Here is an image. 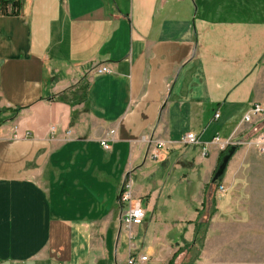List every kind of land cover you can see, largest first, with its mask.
<instances>
[{
    "label": "crops",
    "instance_id": "0c3cea01",
    "mask_svg": "<svg viewBox=\"0 0 264 264\" xmlns=\"http://www.w3.org/2000/svg\"><path fill=\"white\" fill-rule=\"evenodd\" d=\"M259 133L264 0H18L0 16V264H261Z\"/></svg>",
    "mask_w": 264,
    "mask_h": 264
},
{
    "label": "built area",
    "instance_id": "2783aa9c",
    "mask_svg": "<svg viewBox=\"0 0 264 264\" xmlns=\"http://www.w3.org/2000/svg\"><path fill=\"white\" fill-rule=\"evenodd\" d=\"M18 3V0H0V16H8L12 15L13 12H15V6ZM93 72L98 75H105V74H111L112 71L107 65H100L93 69ZM260 106H255V109L253 110V114H259L261 112ZM252 115L248 114L244 117V122L249 123L251 122ZM218 117V113L215 114V118ZM108 135L110 137L114 136V131H109ZM14 137H17L16 134H14ZM214 141H218V138H215ZM180 143L182 144H192L195 143V136L193 134H187L183 136L180 139ZM252 145L256 148L257 152L262 153L264 152V137L263 134L259 133L257 134L253 141L251 142ZM100 145L107 150L108 145L106 144V140H102L100 142ZM167 145V142H163L160 140H155L154 146H155V152L151 156L152 159H157L156 151L160 150L162 148H165ZM239 145V144H234ZM219 191H223V187L220 186L218 188ZM118 201L120 204H125L127 206V209L125 211L124 215V223L127 226H133L138 225L142 222L144 219V211L142 207L139 204V201L133 198L132 191H131V183L129 180H124L119 194H118ZM146 261L145 256H134L129 255L126 259L125 264H141L142 262Z\"/></svg>",
    "mask_w": 264,
    "mask_h": 264
},
{
    "label": "trees",
    "instance_id": "16d2710c",
    "mask_svg": "<svg viewBox=\"0 0 264 264\" xmlns=\"http://www.w3.org/2000/svg\"><path fill=\"white\" fill-rule=\"evenodd\" d=\"M237 148H238L237 145H228L222 151H220V153L218 155L216 166L212 172L210 182H209V186H208V188H206L205 194L208 195V191L215 190L216 187H218V185L220 184L221 179L223 177V174L225 172L227 162L229 161V159L234 154V152L236 151ZM210 186L213 188H210ZM209 204L212 206V200L209 201ZM203 205L204 206H203V210H202L200 217H205V219L208 221V219L210 218V216L212 215L214 210L211 208L207 209L205 202ZM207 221L206 222L203 221L201 223L205 224V223H207ZM197 235H200L199 241H201L202 236H203V230L201 232H199V234H197Z\"/></svg>",
    "mask_w": 264,
    "mask_h": 264
},
{
    "label": "rangeland",
    "instance_id": "374dc122",
    "mask_svg": "<svg viewBox=\"0 0 264 264\" xmlns=\"http://www.w3.org/2000/svg\"><path fill=\"white\" fill-rule=\"evenodd\" d=\"M258 244L260 245V249H261V250L257 251V253H259V256L258 257H253V258L259 259L260 263L264 264V247H262V246H264V242H249L248 245H250V247H255L256 248V246Z\"/></svg>",
    "mask_w": 264,
    "mask_h": 264
}]
</instances>
